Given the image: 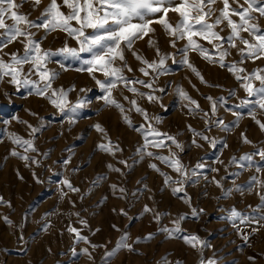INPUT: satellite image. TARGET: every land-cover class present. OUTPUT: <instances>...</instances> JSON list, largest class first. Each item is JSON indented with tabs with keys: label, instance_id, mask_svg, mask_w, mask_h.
<instances>
[{
	"label": "rangeland",
	"instance_id": "obj_1",
	"mask_svg": "<svg viewBox=\"0 0 264 264\" xmlns=\"http://www.w3.org/2000/svg\"><path fill=\"white\" fill-rule=\"evenodd\" d=\"M49 2L41 0L39 5H35L33 0H28L19 11L27 14L31 20H37ZM60 2L62 0H58ZM16 3H20V0H16ZM222 6L216 5L217 8ZM62 11L66 12L67 9L62 8ZM160 16L163 13L150 18ZM167 19L175 24L179 17L170 11ZM7 22L11 23L10 20ZM259 23L264 29V18ZM151 27L154 32L136 40L130 51L125 50L127 63L133 71L125 69L124 74L129 78L150 79L138 70L144 65L133 52L149 62L158 59L157 47L161 53H176L177 62L169 58L168 73L160 75L155 82L156 88L166 89L164 93H155L162 96V101L149 103L123 86L114 89L113 96L124 105L134 126L145 124V120L141 114L127 111L130 105L124 100L125 96L129 100L136 99L140 107L147 109L150 117L159 116L161 122L153 121L154 127L175 137L184 148L181 151L172 145L171 152L176 153L189 169L198 161L206 165L200 170V178H193L196 182H188L184 192L174 195L172 187L164 184L161 173L173 178L177 174L160 160L141 157L137 149L144 143L142 134L124 122L119 109L104 104L95 81L87 72L76 71L81 67L79 61L55 56L52 58L54 62L48 65L49 69L60 73L53 84L54 88L62 86L69 89L75 85L76 91L69 93V100L74 103L78 96H83L89 102L77 122L71 125L67 116L61 115L47 99L35 94L28 95V89L17 90L5 77L0 82V264H104L105 253L114 249L125 233L128 234L131 250H118L109 264H200L201 259L213 256L217 264H264V227L252 232L248 242L244 243L227 219V210L233 206L242 212H249L250 205L255 208L260 204L259 194L264 192V188L258 183L247 190V184L253 176L264 181V171L256 172L257 166L264 168V160L255 155L257 150H264V130L257 123H264V110L254 103L239 106L240 101L248 97L235 76L227 68L210 63L197 52L190 51L188 59L206 83L202 82L179 62L182 57L176 48L170 47L171 38L163 25L153 23ZM33 31L37 39H42L44 49L55 51L63 47L65 42L71 47L78 46L74 39L62 31ZM222 35H227V29ZM149 40L154 42L152 46ZM185 43L184 40L177 41V48L184 47ZM200 43L211 48L206 41L201 40ZM17 50L23 52L19 42L10 44L0 52V56L7 60L5 53ZM87 58L89 54H81V59ZM238 59L236 50L232 49L227 61L231 63ZM56 61L64 63L68 70H62ZM243 67L249 72L264 68V59L247 61ZM96 76L104 79L101 73H96ZM254 83L259 86L258 81ZM135 87L141 92L149 91L139 84ZM82 88L90 91L81 93L79 90ZM177 88L197 101L200 109L195 113L190 112L186 107L189 101L181 98ZM230 91L233 94L230 95ZM209 96L222 101L217 105L215 116L211 115V103L206 99ZM252 99L255 100V97ZM204 112H208L213 121L223 120L227 129L216 124L209 127ZM18 121H26L33 126L44 125L34 141L38 152L26 153L35 157L39 164L26 162L10 154L13 149L21 155L25 154L22 148L12 143V134L29 138L27 125ZM96 123L106 130V136L92 127ZM191 129L204 133L209 140L195 136ZM244 137L250 143H245ZM107 138L123 151L117 152L115 156L99 151L97 144ZM194 139L196 144L192 143ZM210 140L216 141L214 147ZM168 143L171 144L170 141ZM148 150L163 156L170 154L169 148ZM43 153H48L47 157ZM244 154L253 155L251 165L240 168L230 163L233 157L238 159ZM69 156L71 162L63 165L62 161ZM120 160H127L128 166L118 163ZM108 164L120 168L121 172L110 171ZM150 164H156L160 171L150 168ZM212 168L219 171L214 172ZM99 177L106 179L100 180ZM213 178L220 181L222 187H217L212 182ZM64 179L79 191L69 190L62 183ZM113 184L126 189V192H114L110 187ZM236 185H244L246 190L237 192ZM227 189L232 191L225 196ZM185 195L190 203L182 199ZM145 205L153 211L144 213ZM121 209L126 215L121 214ZM192 209H203V212L199 218H195L191 214ZM155 212L170 215L162 216L160 223H157L154 220ZM180 214H187L181 223L180 233L169 238L166 233L158 231L162 225L170 226V221ZM82 220L86 224H82ZM69 227L78 229L90 243L76 242V234L70 232ZM149 234L151 238H147ZM193 234L207 241L210 247L201 253L199 246L194 249L185 243L183 237ZM92 245L97 247L93 248ZM73 249L80 254L73 256ZM83 249H88L90 256L83 254ZM249 257L254 259L250 260Z\"/></svg>",
	"mask_w": 264,
	"mask_h": 264
},
{
	"label": "snow or ice",
	"instance_id": "obj_2",
	"mask_svg": "<svg viewBox=\"0 0 264 264\" xmlns=\"http://www.w3.org/2000/svg\"><path fill=\"white\" fill-rule=\"evenodd\" d=\"M27 2L28 0H20V3H16V0H0V52H3L10 44L16 42L23 46L22 53L19 50L5 53L8 57L7 60L0 56V82L7 77L8 83L14 85L17 90L28 89V95L35 94L47 99L61 115L67 116L70 125L75 124L81 111L88 107L89 102L83 96H78L74 103L69 100V93L76 91L75 85H72L69 89H64L62 86L54 88L53 84L60 73L49 69L48 65L54 62L52 58L55 56H63L65 59L71 58L79 61L81 67L77 68L76 71L87 72L95 81L101 90L100 99L104 101V104L119 109L124 122L133 127L134 131L142 134L144 143L137 149L141 157L147 156L160 160L177 174L176 178H173L167 173H161L164 176V184L172 187L174 195L184 192V186L188 182H196L193 178L198 180L201 176L200 170L204 169L206 165L202 161H198L189 169L182 163L176 153L171 152L172 145L181 151L184 150L183 145L175 137L162 133L154 127L153 121L156 123L161 122L159 116L150 117L147 109L140 107L136 99L129 100L125 96L124 100L128 101L130 105L127 111H135L141 114L145 120V124L134 126L125 111L124 105L113 96V90L118 86H123L134 95L147 99L149 103L162 101V96L155 95V93H164L166 89L156 88L155 82L160 75L168 73L167 60L169 58L173 59L174 63L177 62L175 60L176 53H161L157 47L156 54L158 59L149 62L133 52L136 59L144 65L138 70L144 76L150 77V79L129 78L124 74L125 69L128 72L133 71L127 63L124 54L125 50L130 51L136 40L143 39L149 33L154 32L151 27L153 23L163 25L165 32L171 38L170 47L176 48L177 53L182 57L179 62L194 72L202 82H205L203 77L188 59L190 51L197 52L210 63L219 64L220 67L227 68L235 76L248 97L247 99H242L239 106H247L254 103L261 110H264V68L253 69L249 72L243 67L247 61L255 62L256 60L264 59V29L261 28L259 23L260 19L264 18V0H243V3H241V0H62L60 3H58V0H50L37 20H31L27 14L19 11L23 3ZM33 3L39 5L41 0H33ZM217 4H222L223 6L217 8ZM62 8H66L67 11H62ZM170 11L178 14L179 19L175 24L167 19ZM157 13H163V16L156 19L150 18ZM9 20L11 23L7 22ZM33 29H43L45 33L57 30L62 31L68 37L74 39L78 46L71 47L65 42L64 46L58 50L44 49L42 47V39H37V34ZM226 29L227 35H222ZM244 34H247V36ZM180 40H184L186 43L184 47L177 48V41ZM201 40L206 41L207 44L211 45V48L204 47L200 43ZM153 43L152 40H149L150 46ZM232 49L236 50L239 59L229 63L227 58L231 55ZM82 53L89 54V58L81 59ZM117 61L120 63L117 64ZM56 62L59 63L58 61ZM59 67L64 71L68 70L64 63H59ZM96 73H101L104 79H98ZM254 81H258L259 86H256ZM136 84L149 91L141 92L135 87ZM79 91L86 93L90 89L82 88ZM177 92L182 99L189 101V105L195 106L193 108L186 105L190 112L195 113L200 109L198 102L188 96L181 88H177ZM231 94L233 93L230 91ZM5 95L9 94L5 93ZM254 97L255 100L252 99ZM206 99L211 103V115L215 116L217 105L222 101L214 100L210 96L206 97ZM161 106L163 107L162 104ZM233 114L238 115L237 113ZM32 115L37 114L32 113ZM203 115L209 127L212 124H216L227 129L228 126L224 125L223 120H211L208 112H204ZM12 118L18 119L17 117ZM18 122L27 125L30 130L28 133L29 138L25 139L12 134V143L22 148L25 154L21 155L15 149L10 154L26 162L30 161L31 163L39 164L35 157H30L26 153L29 151L38 152L34 141L44 125L41 123L39 126H33L26 121ZM4 123H7V121ZM257 123L264 130V123L260 121H257ZM92 127L104 136L107 135L101 124L96 123ZM191 130L195 136L206 141L209 140V137L204 135V133H197L194 129ZM209 142L213 147L216 144L215 140H210ZM244 142L250 143L246 137H244ZM192 143L196 144L197 142L194 139ZM224 146L226 147L227 145L225 144ZM149 148H169L170 154L168 156L159 155L149 151ZM97 149L112 156H115L117 152L123 151L110 138L97 144ZM43 155L47 157L48 153H43ZM255 155L264 160V150H257ZM70 162L71 156L65 158L62 164L66 166ZM220 162L222 163V161ZM252 162V154H244L238 159L233 157L230 161V163L237 164L240 168L251 165ZM118 163L128 166L127 160H120ZM107 167L110 171L121 172L120 168H116L112 164H108ZM149 167L158 172L160 171L156 164H150ZM77 170L73 169V171ZM211 170L214 172L219 171L216 168ZM261 171H264V168L257 166L256 172L259 173ZM204 178L207 179L206 176ZM98 179L103 180L106 177H99ZM212 182L217 187H222L220 181L215 180V178H213ZM62 183L71 191H79L67 179H64ZM258 183L264 188V181L258 180L256 176L251 177L247 184V190H251ZM110 187L114 192L119 191L121 194L126 192V189L118 187L116 184ZM245 190L244 185L235 186V191L237 192L243 193ZM231 191V189L225 190V196L229 195ZM259 195L260 204L255 208L250 205L249 212H242L235 206L227 210V219L244 243L248 242L252 232L264 227V223H262L264 222V192ZM182 199H184L185 203H190L186 195ZM152 211L148 205L143 208L144 213ZM202 212L203 209H192L191 214L193 217L199 218ZM121 214L126 215L123 209H121ZM168 215L170 213L155 212L154 220L160 223L161 217ZM186 215L180 214L170 221V226L162 225L158 231L166 233L169 238H173L182 231L181 223L186 219ZM77 216H79V213H77ZM81 223L86 224V221L82 220ZM113 228H115V225H113ZM69 231L76 234V242L84 241L90 243L87 237L80 234L78 229L69 227ZM147 238H151V234ZM183 239L185 243L194 249L199 246L201 253L204 249L210 247L207 241L201 240L199 236L194 234L184 236ZM92 247L95 248L97 246L92 245ZM123 248L131 250L127 233L121 236L114 249L105 253L104 264H109L112 256ZM81 251L83 254L90 256L88 249ZM72 253L73 256L80 254L75 249L72 250ZM249 259L253 260L254 257H249ZM200 264H217V260L213 256L201 259Z\"/></svg>",
	"mask_w": 264,
	"mask_h": 264
}]
</instances>
